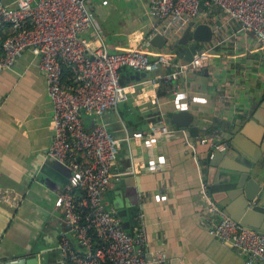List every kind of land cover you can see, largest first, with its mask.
<instances>
[{"label": "crops", "instance_id": "obj_1", "mask_svg": "<svg viewBox=\"0 0 264 264\" xmlns=\"http://www.w3.org/2000/svg\"><path fill=\"white\" fill-rule=\"evenodd\" d=\"M90 5L98 32L83 37L101 39L111 52L159 51L151 43L155 20L149 0H91ZM199 24H208L213 35L195 46H214L211 59L201 70L179 78L177 97L163 84L148 82L162 70L146 74L121 69L128 99L103 118L120 139L105 202L126 209L122 218L128 233L139 224L144 228L151 258L161 255L166 264H246L208 233L212 217L205 214L201 190L203 182H213L217 169L210 165L209 144H201L200 138L217 135L227 142L244 125L246 138L261 136L258 120L247 123L254 117L264 121V45L218 10L191 26L192 42ZM7 33V26L0 28V55ZM170 53L178 63L175 52ZM181 110L197 123L185 128L171 124L172 114ZM83 119L90 128L91 117L83 114ZM159 119L168 123L170 133L152 134L151 125ZM52 139L53 105L45 77L38 57L26 50L11 67L0 69V264L35 256L39 264H62L58 244L63 218L57 196L71 172L47 156ZM252 174L262 186L258 203L264 206V152ZM208 196L216 203L210 192Z\"/></svg>", "mask_w": 264, "mask_h": 264}, {"label": "built area", "instance_id": "obj_2", "mask_svg": "<svg viewBox=\"0 0 264 264\" xmlns=\"http://www.w3.org/2000/svg\"><path fill=\"white\" fill-rule=\"evenodd\" d=\"M212 10L240 24L264 45V0H149L155 20L151 38L159 34L165 39L153 55L140 49L111 52L101 39L83 37L91 30L98 32L86 0H0V28L8 27L1 42L0 69L11 67L26 50L38 57L53 105V139L47 156L71 172L57 196L63 218L58 244L62 264H166L161 255L148 256L144 228L139 224L133 234L128 233L118 210L105 202L115 177L120 139L103 118L128 99L121 82L123 67L146 74L162 70L148 82L155 87L163 84L177 97L179 78L204 68L214 46L196 47L187 64L173 62L170 52L187 28ZM83 114L91 117L90 128ZM170 131L162 119L151 125L154 135ZM200 143L209 144L211 159L214 151L226 149L227 142L212 135L201 137ZM202 188L205 214L212 217L208 233L246 264H264V234L241 226L209 198L205 182Z\"/></svg>", "mask_w": 264, "mask_h": 264}, {"label": "water", "instance_id": "obj_3", "mask_svg": "<svg viewBox=\"0 0 264 264\" xmlns=\"http://www.w3.org/2000/svg\"><path fill=\"white\" fill-rule=\"evenodd\" d=\"M90 1L86 0V3L91 8ZM190 31L191 27H188L183 36L173 45V51L180 64H187L192 60L196 42H209L212 39L211 27L208 24H199L192 32L193 42L188 45ZM151 43L162 48L165 39L156 34L151 38ZM262 109L264 110V106ZM254 120L260 122L261 136L257 139H248L246 126H237L238 129L232 132V137L226 143V149L223 152L214 151L210 165L217 169V172L213 182H209V185L205 183L217 205L233 220L247 229L264 234V206L258 203L262 186L252 174V168L264 152V121L254 117L247 124L251 125ZM170 123L185 128L196 124L197 119L189 111L181 110L172 114ZM63 168L69 171L66 167ZM118 214L123 218L126 217V209H119ZM123 227L126 228L127 224L123 223ZM4 264H39V258L35 256L27 260L14 259Z\"/></svg>", "mask_w": 264, "mask_h": 264}, {"label": "trees", "instance_id": "obj_4", "mask_svg": "<svg viewBox=\"0 0 264 264\" xmlns=\"http://www.w3.org/2000/svg\"><path fill=\"white\" fill-rule=\"evenodd\" d=\"M5 38V37H4ZM2 42V41H1ZM68 76V74L64 75V78L66 79V77Z\"/></svg>", "mask_w": 264, "mask_h": 264}, {"label": "rangeland", "instance_id": "obj_5", "mask_svg": "<svg viewBox=\"0 0 264 264\" xmlns=\"http://www.w3.org/2000/svg\"><path fill=\"white\" fill-rule=\"evenodd\" d=\"M172 55H173V54H172ZM173 57H175V55H174ZM106 201H107V200H106ZM107 204H108V205H110V203H109V202H107Z\"/></svg>", "mask_w": 264, "mask_h": 264}]
</instances>
